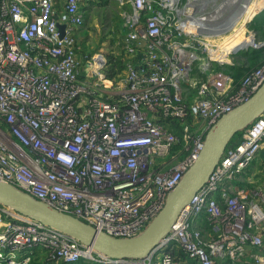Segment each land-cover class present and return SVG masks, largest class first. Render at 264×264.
Returning <instances> with one entry per match:
<instances>
[{"label":"built area","instance_id":"2783aa9c","mask_svg":"<svg viewBox=\"0 0 264 264\" xmlns=\"http://www.w3.org/2000/svg\"><path fill=\"white\" fill-rule=\"evenodd\" d=\"M96 1L0 0V181L99 233L134 238L198 162L217 122L262 87L264 63L235 82L219 66L238 51L228 61L212 55L193 0H118L131 4L125 33L109 59L82 66L78 34ZM254 41L242 50L264 47ZM111 60L124 68L109 77ZM258 171L264 112L230 139L149 256L111 258L0 202V264L38 255L64 264H264Z\"/></svg>","mask_w":264,"mask_h":264},{"label":"water","instance_id":"95a60500","mask_svg":"<svg viewBox=\"0 0 264 264\" xmlns=\"http://www.w3.org/2000/svg\"><path fill=\"white\" fill-rule=\"evenodd\" d=\"M59 27L62 35H64L65 25L59 24ZM198 33L204 36L206 34L202 30H199ZM263 112L264 84L248 102L224 116L212 128L206 140L205 150L198 162L170 193L160 214L137 237L116 238L99 233L93 226L52 207L46 202L35 199L14 185L3 181H0V202L12 206L22 214L33 216L44 224L62 230L81 241L85 246H93L98 252L111 258H145L156 251L181 209L191 201L208 180L230 139Z\"/></svg>","mask_w":264,"mask_h":264},{"label":"rangeland","instance_id":"374dc122","mask_svg":"<svg viewBox=\"0 0 264 264\" xmlns=\"http://www.w3.org/2000/svg\"><path fill=\"white\" fill-rule=\"evenodd\" d=\"M245 1L246 0H193V5L196 13L207 15V20L211 19V25L209 26L221 29L227 19L231 18L233 10L239 8L240 4H245ZM253 1L256 3L261 0H252V2ZM130 8L131 4L129 2L121 4L118 0H98L88 7L85 24L78 34V60L82 66H85L89 60L94 59L96 56L108 58V55L112 53L116 38L125 33L122 23L124 15ZM245 28H247V39L254 36L257 42H264V9L260 10L251 20L246 22ZM230 33L231 32L220 34L217 35V37L226 36ZM255 45L256 43L254 41L253 46ZM247 54L254 55L255 52L243 50L240 51L238 55L246 56ZM257 64L258 56H255L254 59L250 60L247 68H255ZM115 67H119V70L122 71L123 65L118 64V66L115 65ZM115 67L113 70H115ZM242 72H245V70L239 67V70L235 71V75L239 76ZM252 175L254 179L264 181V171L254 172ZM32 264L64 263L49 261L44 259L41 255H38Z\"/></svg>","mask_w":264,"mask_h":264},{"label":"bare ground","instance_id":"6f19581e","mask_svg":"<svg viewBox=\"0 0 264 264\" xmlns=\"http://www.w3.org/2000/svg\"><path fill=\"white\" fill-rule=\"evenodd\" d=\"M264 9V0L252 2V0H246L245 4H240L239 8L233 10L231 18L222 25L223 28H213L211 22L207 20L208 16L202 15L195 22L200 26L199 30L205 32V38L212 47L211 52L214 57L228 61L230 53L245 49L254 45V36L246 38L245 23L251 20L255 14ZM211 17V16H210ZM208 21V22H207ZM195 22L190 23L192 29L195 28ZM231 32L226 36H218L222 32ZM212 37V38H211Z\"/></svg>","mask_w":264,"mask_h":264},{"label":"trees","instance_id":"16d2710c","mask_svg":"<svg viewBox=\"0 0 264 264\" xmlns=\"http://www.w3.org/2000/svg\"><path fill=\"white\" fill-rule=\"evenodd\" d=\"M264 30V29H263ZM255 54L254 55H246L247 61L250 62V60L254 59L255 56H258V64L255 68L259 67L262 63H264V47L260 48V49H255L254 50ZM255 61V60H253ZM111 66H110V70H109V77H112L117 71L119 72V67H115L118 66V64H121V62L119 60H111ZM123 65V64H122ZM234 66V67H233ZM249 66V65H248ZM115 67V70H113V68ZM223 71H225L226 73H228L229 75H231L235 82H239L247 73H249L250 71H252L255 68H247V67H242L245 72H242L239 76L235 75V71L239 70V66L233 64V65H229V64H225L222 66H219ZM124 68V66H123ZM122 68V69H123ZM121 69V70H122ZM36 259V258H35ZM34 261V260H33ZM32 264V263H31ZM223 264H230L229 262H224Z\"/></svg>","mask_w":264,"mask_h":264},{"label":"crops","instance_id":"0c3cea01","mask_svg":"<svg viewBox=\"0 0 264 264\" xmlns=\"http://www.w3.org/2000/svg\"><path fill=\"white\" fill-rule=\"evenodd\" d=\"M240 51H243V50H240ZM240 51H238L236 54L233 55L232 63H230V65L235 64V65L239 66L240 68L247 67L249 65V62L247 61V58L245 55H238L240 53ZM251 51H254V49Z\"/></svg>","mask_w":264,"mask_h":264}]
</instances>
